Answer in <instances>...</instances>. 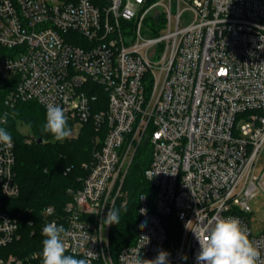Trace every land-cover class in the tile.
I'll use <instances>...</instances> for the list:
<instances>
[{"label":"built area","instance_id":"obj_1","mask_svg":"<svg viewBox=\"0 0 264 264\" xmlns=\"http://www.w3.org/2000/svg\"><path fill=\"white\" fill-rule=\"evenodd\" d=\"M107 1L0 0V82L12 85L0 127L33 101L99 137L79 189L61 212L42 211L41 231L63 225L65 254L88 264H143L162 250L170 264H197L194 232L231 216L264 259V234L247 221L264 194V0ZM144 145L153 199L138 196L136 237L113 255L103 222ZM14 165L13 144H0V249L20 238L4 205L20 193Z\"/></svg>","mask_w":264,"mask_h":264},{"label":"trees","instance_id":"obj_2","mask_svg":"<svg viewBox=\"0 0 264 264\" xmlns=\"http://www.w3.org/2000/svg\"><path fill=\"white\" fill-rule=\"evenodd\" d=\"M67 3L76 0H63ZM96 7L108 4L107 0H90ZM157 0H148V3ZM161 19V15H160ZM12 88L9 82H0V114L4 111L3 98ZM102 97V96H101ZM104 103V95L102 97ZM26 123L31 132L39 136L27 142L28 137L18 131L17 125ZM46 123V113L35 102H21L10 109L4 127L12 136L14 147V175L20 193L16 198L4 202L5 210L18 219L20 238L0 249V255L6 258L10 253L16 256L20 264H43L42 247L45 237L40 225L43 221L42 211L53 206L61 212L70 201V190H77L84 176L83 164L90 161L95 136L91 124L82 125L76 140L58 143L52 141L51 133L42 131ZM38 138L41 143H36ZM96 147V146H95ZM92 150V151H91ZM146 145L138 151L123 181V193L113 208L120 210V223L110 225L109 249L115 255L121 248L131 245L137 234L138 196L146 194L153 199V188L144 180V171L149 164ZM125 209L127 210L125 212ZM169 244L174 245L178 231L172 230L168 235Z\"/></svg>","mask_w":264,"mask_h":264},{"label":"clouds","instance_id":"obj_3","mask_svg":"<svg viewBox=\"0 0 264 264\" xmlns=\"http://www.w3.org/2000/svg\"><path fill=\"white\" fill-rule=\"evenodd\" d=\"M7 114H5V121ZM43 132L51 133L55 140L62 141L71 135L67 116L59 106L48 105L46 123ZM0 144L12 147L11 134L0 127ZM127 210L125 209V212ZM197 211V219H198ZM121 213L118 209H110L103 223L119 224ZM202 231L194 232L200 244L197 264H264L261 252L249 238V233L240 220L234 217H214L207 225L201 224ZM45 239L42 247L43 264H88V260L77 259L74 255L65 254L64 237L68 231L63 225L55 222L47 224L42 232ZM93 253L90 251L89 255ZM169 253L160 251L155 259L143 261V264H170ZM186 259V257H184ZM141 264V261H140Z\"/></svg>","mask_w":264,"mask_h":264},{"label":"rangeland","instance_id":"obj_4","mask_svg":"<svg viewBox=\"0 0 264 264\" xmlns=\"http://www.w3.org/2000/svg\"><path fill=\"white\" fill-rule=\"evenodd\" d=\"M68 127L71 129V135L68 138H65L62 141H57L55 138L52 141H56L58 143H63L65 140H76L79 133L81 132L82 125H79L77 121L73 119H67ZM17 129L21 132L24 136L28 137L27 142L33 141L36 138L38 133L31 132V128L26 123H19L17 125ZM99 139L98 135L94 136L93 142H97ZM96 145H92V149L95 148ZM92 151V150H91ZM85 164V163H84ZM256 174L259 173L262 169H264V150H262L258 161L256 163ZM125 196L123 194L122 198ZM249 209H251L250 214L247 215V221L250 223L251 233L252 235L258 236L264 234V194L257 193L255 197L248 203ZM0 258H4L0 255ZM16 258L15 255L9 254L6 256V259Z\"/></svg>","mask_w":264,"mask_h":264},{"label":"water","instance_id":"obj_5","mask_svg":"<svg viewBox=\"0 0 264 264\" xmlns=\"http://www.w3.org/2000/svg\"><path fill=\"white\" fill-rule=\"evenodd\" d=\"M42 142V139L41 138H38L37 140H36V143H41Z\"/></svg>","mask_w":264,"mask_h":264}]
</instances>
